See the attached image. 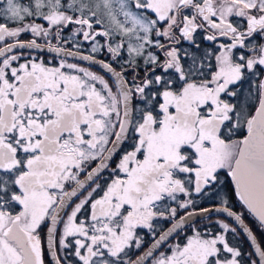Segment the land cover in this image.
I'll list each match as a JSON object with an SVG mask.
<instances>
[{
  "label": "snow or ice",
  "instance_id": "obj_1",
  "mask_svg": "<svg viewBox=\"0 0 264 264\" xmlns=\"http://www.w3.org/2000/svg\"><path fill=\"white\" fill-rule=\"evenodd\" d=\"M257 41L264 0H0V264H46L44 227L51 264H245L213 211L264 264L227 199L195 208L230 177L264 229V80L254 113L229 99Z\"/></svg>",
  "mask_w": 264,
  "mask_h": 264
},
{
  "label": "flooded vegetation",
  "instance_id": "obj_2",
  "mask_svg": "<svg viewBox=\"0 0 264 264\" xmlns=\"http://www.w3.org/2000/svg\"><path fill=\"white\" fill-rule=\"evenodd\" d=\"M97 27H99V26H97ZM68 33V34H67ZM65 35L66 36H70V33L66 30V32H65ZM25 38H27V37H25ZM98 39H102V38H98ZM103 41V40H102ZM257 42H264V41H257ZM202 45L204 46V47H211V45H209V43L207 42V41H202ZM86 46H88V44L87 43H85L84 44V47H85V49H87V47ZM181 47L182 48H187L188 47V45H187V43L185 42L183 45H181ZM159 54V53H158ZM99 57H102L104 60H108V59H110V57L108 56V54L105 52L104 54H102V55H100ZM161 59H163V57L161 56ZM113 66H115L116 68H117V70H120V66L119 65H117V64H114ZM126 75H128V79L129 80H131L132 79V77H131V75L130 74H126ZM141 75H143V72L141 71ZM261 76L262 75H259L258 77H259V79H258V82H257V85L259 84V81H260V78H261ZM257 77V78H258ZM257 102H258V100H257ZM257 104V103H256ZM254 111V110H253ZM245 134V132L244 131H242L241 130V133L238 135L237 134V136H240V137H242V135H244ZM115 163V162H114ZM114 163H113V166H114ZM105 175L107 176L108 174L107 173H105ZM224 179H225V185H227L228 184V182H230L229 180H228V177H223ZM101 183H103V181H101ZM227 183V184H226ZM231 185V184H230ZM232 188V187H231ZM230 194H231V198H230V200H231V203L230 204H228V206L230 207V208H235V206H236V208H238V204L236 203V200H235V196H234V192H233V190L231 189L230 190ZM202 197V196H201ZM201 197H199V198H197V201H196V205H195V208L196 209H200V208H206V207H209V206H214V205H222V204H220V203H211V204H204V203H198V202H200V200H201ZM218 220V219H217ZM219 220H221V219H219ZM205 222H208V221H204L203 223H205ZM230 223V222H229ZM156 224H157V235L161 232V231H163L164 229H166L170 224H171V222L170 221H166V220H159V221H157L156 222ZM199 227H201L202 229L205 227V226H203V225H198ZM230 226L231 227H234V226H232V224L230 223ZM207 228H209V229H212L214 232L215 231H218L219 229H218V226H206ZM251 230H252V228H251ZM253 231V230H252ZM187 232H188V234H190L191 233V230L190 229H188L187 230ZM253 233L255 234V236H256V233L253 231ZM142 235H143V239H144V245H143V248H142V250H140V251H136V250H133V252H132V259H134L137 255H139L148 245H149V243L153 240V237L151 236V235H149V234H146V230H144L143 232H142ZM257 237V236H256ZM178 239L179 240H183V233L178 237ZM228 239H229V242L232 244V245H234V246H236L237 248H239L241 251H242V253L244 254L243 255V260H244V262H245V264H249V262L252 260L251 259V257H250V255H249V252H248V250H247V247L249 246L248 245V243L245 241V244H246V246H245V244L243 243V241H242V239H243V236L241 235V233L237 230V233L236 234H232V233H228ZM261 245V244H260ZM250 248V247H249ZM251 250V249H250ZM252 252V251H251ZM254 256V255H253ZM254 259H255V257H254Z\"/></svg>",
  "mask_w": 264,
  "mask_h": 264
},
{
  "label": "rangeland",
  "instance_id": "obj_3",
  "mask_svg": "<svg viewBox=\"0 0 264 264\" xmlns=\"http://www.w3.org/2000/svg\"><path fill=\"white\" fill-rule=\"evenodd\" d=\"M24 2H27V0H24ZM103 38V37H100ZM102 41V39H101ZM103 42V41H102ZM88 48V46H86ZM258 76H252L251 74H247V78L241 83L238 89V95L235 98H229L234 103H237L238 105H244L246 106L250 111H252L253 108H255L257 103V82L259 77ZM243 131V130H242ZM241 131H238L237 134L239 135ZM236 138H241L240 136H237ZM223 183L220 184L218 187L214 188L208 195H202L200 202L198 203H204V204H211V203H220L222 204L223 199H227L229 204L231 203V194L228 190V184L225 185V179L222 177ZM46 231V227L44 228V234ZM74 259V258H73Z\"/></svg>",
  "mask_w": 264,
  "mask_h": 264
},
{
  "label": "water",
  "instance_id": "obj_4",
  "mask_svg": "<svg viewBox=\"0 0 264 264\" xmlns=\"http://www.w3.org/2000/svg\"><path fill=\"white\" fill-rule=\"evenodd\" d=\"M99 59H101V58H99ZM81 63H84V62H81ZM86 65V64H85ZM87 66V65H86ZM92 68L93 69H95V70H97V71H99L100 73H102L103 75H105L107 78H109L110 80H111V78L109 77V75L108 74H106V73H104L103 72V70L102 69H100L99 68V66L98 65H94V66H92ZM119 71V70H118ZM260 80H264V75H262L261 76V78H260ZM260 82V81H259ZM257 104H258V102H257ZM257 104H256V106H257ZM255 106V107H256ZM253 113H254V111H253ZM246 134V133H245ZM228 180L230 181V184H231V187H232V190H233V192H234V196H235V200H236V203L239 205V206H242L244 209H245V211L248 213V211H247V209L244 207V205L239 201V198L237 197V195H236V190H235V186L234 185H232V183H231V179H230V177H228ZM222 205H214V206H209V207H206V208H212V209H215L216 207H221ZM201 209V208H200ZM232 209V208H231ZM196 210H199V209H196ZM233 211H235L237 214H242L240 211H236V210H234V209H232ZM249 214V213H248ZM250 215V217H252L258 224H259V222L255 219V217H253L251 214H249ZM213 217H222V218H224V219H226V220H228L240 233H241V235L243 236V238L245 239V241L248 243V245H249V247H250V249H251V251H252V253H253V255H254V257H255V259L256 260H258V257H256L255 256V254H254V249H253V247H252V245H251V241L249 240V238H248V236L243 232V230H242V227L238 224V222H236L234 219H232V218H228L225 214H223V213H217V212H215V211H213L212 213H211V218H213ZM243 218V217H242ZM243 220H244V218H243ZM244 224L245 225H247L249 228H250V226L246 223V221L244 220ZM169 227H171V224L167 227V228H169ZM167 228L166 229H164V230H167ZM251 229V228H250ZM163 230V231H164ZM264 230V229H263ZM254 234V233H253ZM255 235V234H254ZM46 236H47V228H46V231H45V235H44V244H43V247H44V252H45V255H46V257H47V260H48V262H49V264H51V257H50V255H49V253H48V249H47V239H46ZM157 237H158V235H157ZM256 240H257V242L259 243V241H258V239H257V237H256ZM152 242H153V240L149 243V245L145 248V249H147L151 244H152ZM260 244V243H259ZM144 249V250H145ZM140 254H142V252L140 253ZM139 254V255H140ZM136 258V257H135ZM134 258V259H135Z\"/></svg>",
  "mask_w": 264,
  "mask_h": 264
},
{
  "label": "trees",
  "instance_id": "obj_5",
  "mask_svg": "<svg viewBox=\"0 0 264 264\" xmlns=\"http://www.w3.org/2000/svg\"><path fill=\"white\" fill-rule=\"evenodd\" d=\"M68 34V33H67ZM102 40H104V38H102ZM69 47H71V45H68ZM98 58H101V59H103L102 57H98ZM86 66V65H85ZM115 67V66H114ZM92 70L93 71H96V72H98V73H100L99 71H97V70H95V69H93L92 68ZM100 74H102V73H100ZM103 75V74H102ZM105 76V75H104ZM105 78L106 79H108L109 80V83L111 84L112 83V81L109 79V78H107L106 76H105ZM113 88H114V86H113ZM114 90H115V88H114ZM138 103V102H137ZM255 108H253L252 109V111L254 110ZM232 188H231V185H230V182H228V190L230 191ZM234 210H236V211H240L241 213H242V217L244 218V220L246 221V223L250 226V228H252V230L256 233V236H257V239H258V241H259V243L261 244V246L262 247H264V230L260 227V225L252 218V217H250V215L245 211V209L242 207V206H238V208H236V206H235V208H233ZM217 219H221V220H223V221H225V222H227V223H229V221L228 220H226V219H224V218H222V217H213V218H211V223H209V222H205V223H203V224H201V225H203V226H217L216 225V221H217ZM230 224V223H229ZM233 226V225H232ZM45 228V227H44ZM44 228H43V231H44ZM41 232V238H42V241H43V244H44V232ZM242 241H243V243L245 244V239L243 238L242 239ZM245 246H246V244H245ZM247 247V246H246ZM247 250H248V252H249V254H251L250 255V257H251V259L253 260L254 259V256H253V253L251 252V250H250V248H249V246L247 247ZM43 251H44V247H43ZM44 258H45V261H46V264H49V262H48V260H47V257H46V255H45V252H44Z\"/></svg>",
  "mask_w": 264,
  "mask_h": 264
}]
</instances>
